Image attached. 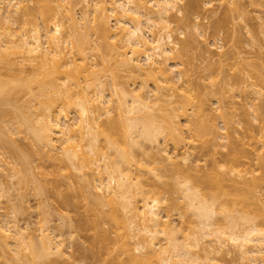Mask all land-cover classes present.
<instances>
[{"label": "bare ground", "instance_id": "1", "mask_svg": "<svg viewBox=\"0 0 264 264\" xmlns=\"http://www.w3.org/2000/svg\"><path fill=\"white\" fill-rule=\"evenodd\" d=\"M25 2L0 0V146L14 153L8 162L0 151L2 259L89 264L101 244L116 264H264V101L255 108L250 99L264 97V71L221 41L223 59L208 66L223 77L217 90L199 84L207 69L196 83L180 70L192 36L180 47L172 12L177 26L198 29L183 0H29L30 10ZM229 2L221 26L245 16L240 0ZM239 98L249 111L241 132ZM21 133L25 150L14 140ZM198 142L211 147L210 165L192 160ZM59 178L83 181L89 244L77 245L66 215L57 222L49 211ZM32 197L39 220L20 225L19 215L34 213ZM70 242L82 258L67 253Z\"/></svg>", "mask_w": 264, "mask_h": 264}, {"label": "rangeland", "instance_id": "2", "mask_svg": "<svg viewBox=\"0 0 264 264\" xmlns=\"http://www.w3.org/2000/svg\"><path fill=\"white\" fill-rule=\"evenodd\" d=\"M229 1H231V0H183L182 3H179L182 6L181 7L179 5L181 7V9L182 10L184 9L183 14H186L185 17H187L189 19V22H191L190 20H192L194 25H195V23H197L198 29H194L195 27H192V25H188V28L185 27L186 25L183 26L184 24L183 25L180 24L181 26H177L180 23L179 19L181 17H180V15H177L175 12H172V14H171V19H172V21L174 20L171 27L174 29V36H175V39H177L176 42L179 43L180 47H181L184 39L187 40L191 36L193 37V38L191 37L192 40L190 39L192 41L191 46H193V47L192 48L190 47L191 50L187 53V55L182 56V61L185 62V65L183 67H178V68H180V70H182V69L192 70V72H193L192 78L196 79V80H193L195 83L198 82L200 76H202L204 74L206 75L205 72L203 73V71H205L204 69H207L206 72L209 71L208 73H211V71H213L212 67H211L212 68L211 71L209 70L208 66H210L209 65L210 63L211 64L216 63L215 64V68H216V66H218L217 65L218 62L221 59H223V57L221 55L222 54L221 50L218 49V47L214 46V43L216 45V43H218V41H219V43L221 41V44H223V46H224L223 51L230 52L233 49L234 50L236 49V51L238 49V51L240 50L243 53L242 55L244 57L245 56L248 57V60H253V62L249 61L250 63H252L253 66L256 65V67H260L261 70L264 71V0H262V1L261 0H258V1L255 0V1H257V3L260 2V4H258V5L255 4L256 6L254 5L253 2H252L253 4H251L250 0H240L239 4L241 5V8L245 11L244 12L245 16L243 18H240V19L236 16L237 17V19H235L236 21H234V22L231 21L232 23L229 22L230 24H228V26H221L219 22H221L223 20L222 19L224 17L223 12H225V10L231 8V6H232L231 4H229L230 3ZM25 3L27 4V7L29 8V10L31 8L33 9L35 6L34 2H29V0H27V2H25ZM207 4H209V5H207ZM83 10H84V4L78 5L76 7L75 11H76L78 17H80ZM187 23H188V21H187ZM188 24H190V23H188ZM219 25L221 27H219ZM222 27H225V28H222ZM177 28H180L184 32L183 36L179 33L180 29H177ZM194 39H195V41L193 42ZM191 41H190V43H191ZM260 47H261V49H260ZM258 52H260V53L258 54ZM258 55H261L262 58H261V56L258 57ZM225 69L227 70V68H225ZM216 70H217V68H216ZM218 74H219V71H218V73L216 71L211 73V76L213 75L212 76V80H213L212 83L210 82L211 76L209 77L208 76L209 74H207L206 78H208V79L205 81L204 80L205 76H204V78L202 77V79L204 81H200V80H202V79H200L199 84L201 83L200 85H203V87L206 86V87H204L206 89L209 87L208 88L209 90L210 89L211 90L212 89L217 90V88L220 86L222 79H223V77H216L215 78V76H218ZM228 75L229 74H227V76ZM227 76H226V80L227 79L232 80L231 78H228L229 76L228 77ZM230 77H232V75H230ZM185 80H186V77L182 74V80L180 81V84H183L184 86H186V84L184 83ZM213 83H215V85H212ZM206 89H204V91ZM250 92H251V90H249V94H250ZM217 97H219L218 92H217ZM251 98H253V100L255 102V108L257 106L260 107L261 105H257V104H261L264 101L263 100L264 97H261V96L255 98V96L251 95L250 99ZM212 99H210L211 104L215 103V100H216L215 98L213 100ZM255 99H257V100H255ZM212 101H213V103H212ZM243 105H244V100L239 98L237 100V104L235 105V109H234V111L236 113L235 116H236L237 120H239V122L241 121V123H242L240 126L237 124H234V127H235L234 129L235 130L237 129L239 132H241L242 128L244 127V124L247 123L245 121L246 120L245 113L247 111L245 112V110H248V109L247 108L245 109V107H243ZM212 107L214 109H216L217 105L214 104ZM229 107H230L229 104L227 102H224V108L226 110L230 111ZM248 112L246 114L247 116H248ZM9 118L11 119V117H9ZM236 118H235V122L237 123ZM249 118L252 119L251 117H249ZM9 122H7L6 127H7V125H9ZM4 123H6V121ZM10 123L12 125V121ZM219 125L221 126L220 120H219ZM24 135H25L24 133H21V134L14 136V140H16V142H18L17 145L20 147L21 150H25L29 146V145L27 146V144H29V142L24 138ZM2 146H3V144H2ZM0 149H1V146H0ZM0 151H2V153H3V147ZM7 151L8 150L4 149V153ZM9 151L7 152L8 154H9ZM223 151H225V149L219 150L220 153L217 154L216 157L220 158L221 153ZM20 152H24V151H20ZM192 153H193L192 160H196L197 162H199V164L210 165L212 163V160H213L212 149L209 146V144L198 142L196 144V146L192 149ZM11 154H12V152H11ZM18 154H19V152H18ZM18 154H16V157L19 159ZM5 155H6V153H5ZM8 156L6 157V159H9L8 162H12L11 155H10V158ZM17 158H16V160L18 161ZM16 160L13 159V165L16 164V163H14V161L17 162ZM19 161H20V159H19ZM17 164H19V163H17ZM50 165L46 164L45 170L47 169V171L48 170L50 171V169H51ZM15 166L16 165L13 166L14 169H12V170H15ZM9 169L10 168H8V170ZM16 169H17L16 171H13V174H14V172L17 173V171L19 170L17 168V166H16ZM12 170L10 169V171H12ZM9 173H11V172L8 171V174ZM16 173H15V175H16ZM255 174L257 176H260L261 173H260L259 169L257 170V172H255ZM5 175H6V173H5ZM17 175H18V173H17ZM4 177L5 176H3L2 178H4ZM16 178H18V177H16ZM14 180H15V182L17 181V179H15V178H14ZM56 182H57V185L55 184V186H56V188H58V189H56V194L55 193L51 194L52 192L51 193L49 192L50 196H48V198H51V200L49 199L48 200L49 202H47V203L51 202L52 204L51 203L50 204L53 208L51 206L47 205V203H46L47 208L49 206V208H50L49 211H51V209L53 210L52 216H54V219H56L57 222H60V216L61 215H66L67 221L69 222V224H71L73 226L72 229H73V233H75L74 236H76V238H79V239H76L75 237H73L77 241L79 240L77 242V245L79 244L81 246V244L79 243L80 240H81V242H85V244H86V242H87V244L91 243L92 242L91 239H93V235H94L93 234L94 230L92 229L93 226L91 225V222H89L91 216H89V214L86 212V209H85L86 200H84L82 192H81L80 185H82L81 183H83V181L73 178V179H71V182H66V181H63L62 178H59L56 180ZM13 183H14V181H13ZM49 193L47 195H49ZM47 195H46V198H47ZM261 197H262V201L260 200L259 209H260V212H262L264 214V190L261 193ZM32 198L33 199H30L31 200L30 206L32 207L31 213H32V211H34V213L29 214L28 212H25L26 214L24 213V216H22V217L19 215L20 219L19 218L18 219H19V221H21L20 225L24 224L25 222H36L37 220H39L38 218H39L40 212H38V211H40V210L37 209V206H38V201L40 199H36V201L38 200L36 202L34 199L35 197H32ZM10 206L11 205H9V207ZM2 207L5 209L6 204H3ZM35 209H37V210H35ZM47 211H48V209H47ZM64 218H65V216H64ZM91 226H92V228H91ZM107 229H108V226L104 225L103 230H107ZM90 237H91V239H90ZM75 239H72V240L76 241ZM72 240L69 239V241H71V242H72ZM71 242H70V245L68 244L69 248L67 247L68 248L67 253L72 257L75 256L79 259L82 258L84 256V253L81 252V253H83V255L82 254L80 255L77 252V251L81 250V249H78L80 247L79 246L75 247V244H73ZM94 251L95 252H93V254L95 255L96 258H94V256L92 257L91 254H89V255L86 254L87 258H88V259H86L87 263H89V264H98V263L99 264H116L117 261H115L114 255L109 257L106 254L107 250L103 247V245L97 244ZM79 256H81V257H79ZM91 259H93V260H91ZM232 263L233 262H232L231 257H226V258H224V260L220 261V264H232ZM0 264H7V262H5L4 259H2L1 255H0Z\"/></svg>", "mask_w": 264, "mask_h": 264}]
</instances>
